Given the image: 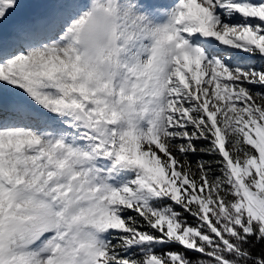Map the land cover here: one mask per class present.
<instances>
[{"label":"snow or ice","instance_id":"obj_1","mask_svg":"<svg viewBox=\"0 0 264 264\" xmlns=\"http://www.w3.org/2000/svg\"><path fill=\"white\" fill-rule=\"evenodd\" d=\"M0 264H264V0H0Z\"/></svg>","mask_w":264,"mask_h":264}]
</instances>
